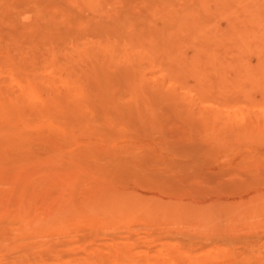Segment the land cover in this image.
<instances>
[{"label": "bare ground", "instance_id": "obj_1", "mask_svg": "<svg viewBox=\"0 0 264 264\" xmlns=\"http://www.w3.org/2000/svg\"><path fill=\"white\" fill-rule=\"evenodd\" d=\"M170 121L264 140V0H0V264H264Z\"/></svg>", "mask_w": 264, "mask_h": 264}, {"label": "rangeland", "instance_id": "obj_2", "mask_svg": "<svg viewBox=\"0 0 264 264\" xmlns=\"http://www.w3.org/2000/svg\"><path fill=\"white\" fill-rule=\"evenodd\" d=\"M170 125L164 130L155 132L152 140L147 138L150 143L148 145L158 149L167 147L165 156L168 159L162 160L173 161L178 165H199L201 168L204 167L203 169L205 170L203 171L206 172V175H213L219 186L229 189L228 192L216 193L215 196L211 194L212 197L210 195L208 197V199L210 198L209 200L222 199V202L231 205L239 204L243 200L248 203L264 191L263 139L256 137L252 141L250 134L253 133L247 134L244 132L235 140L232 138V134L228 132L229 140L222 143L217 131L213 138L203 140L199 136L194 135L198 133L195 130L194 138H191L192 135H189L193 131L191 132L187 128L190 133L187 132L189 130L182 123L170 121ZM220 127L221 125H218V129ZM192 152L199 154V158L196 156L195 159H189ZM185 155L186 157H184ZM141 191L146 196H152L157 190L141 189L140 193ZM234 201L235 203H233ZM256 235L264 237L262 233H257Z\"/></svg>", "mask_w": 264, "mask_h": 264}]
</instances>
